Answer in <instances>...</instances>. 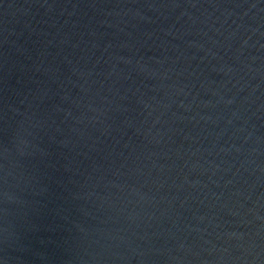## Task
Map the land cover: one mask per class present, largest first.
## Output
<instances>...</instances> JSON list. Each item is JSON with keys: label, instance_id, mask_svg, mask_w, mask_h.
Listing matches in <instances>:
<instances>
[{"label": "water", "instance_id": "water-1", "mask_svg": "<svg viewBox=\"0 0 264 264\" xmlns=\"http://www.w3.org/2000/svg\"><path fill=\"white\" fill-rule=\"evenodd\" d=\"M0 264H264V0H0Z\"/></svg>", "mask_w": 264, "mask_h": 264}]
</instances>
